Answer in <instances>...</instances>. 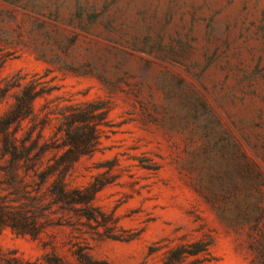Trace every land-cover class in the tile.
Here are the masks:
<instances>
[{
  "label": "rangeland",
  "instance_id": "374dc122",
  "mask_svg": "<svg viewBox=\"0 0 264 264\" xmlns=\"http://www.w3.org/2000/svg\"><path fill=\"white\" fill-rule=\"evenodd\" d=\"M9 116L0 264H264V0H0Z\"/></svg>",
  "mask_w": 264,
  "mask_h": 264
},
{
  "label": "trees",
  "instance_id": "16d2710c",
  "mask_svg": "<svg viewBox=\"0 0 264 264\" xmlns=\"http://www.w3.org/2000/svg\"><path fill=\"white\" fill-rule=\"evenodd\" d=\"M33 96H34V95H33V93H31L30 88L27 89V90H26L27 101H26V100H25V101H21L23 104L20 105V107H19V106L16 107V112H17V113H22V112L25 111L26 108H27V110H28V109L30 108V105H27V103H28V99H29V102H30V100L33 98ZM24 106H25V108H24ZM28 106H29V107H28ZM12 122H13V119H12L11 116L6 117L5 119H2V120L0 121V125H1L2 130L6 131V132H9V128H10ZM6 134H7V133H6ZM9 144L11 145V151H10V153H11V157H12V159H13V160L18 159L19 156H20V152H19V150H18V147H17L15 144H13L12 142L9 143ZM26 152H27L26 149H24V150L22 151L23 154H26ZM45 173H46V172H42V173H41V181L44 180V178H45ZM55 191H56V195H58L59 197H63L64 199H65L66 197H69V199H71L72 202H77V201L79 200L77 197H74L73 193H72L71 195L68 194V193H66V191L64 190V188H63L62 186H59V189H57V190H55ZM75 194H78V193H75ZM6 217H10V218H12V219H11L12 221L9 223L8 220L6 219ZM15 222H16V221H15V217H14L13 213H11V214L7 213V212L4 210L3 206L0 204V225H1V224H9V225H10L13 229H15L18 233H25V232L33 233L34 230H35V229L27 230V229H25V228L17 227V225H15V224H16ZM25 264H31V263H25Z\"/></svg>",
  "mask_w": 264,
  "mask_h": 264
}]
</instances>
